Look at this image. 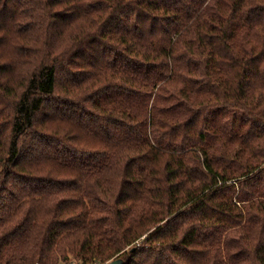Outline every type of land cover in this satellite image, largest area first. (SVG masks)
<instances>
[{
	"label": "trees",
	"instance_id": "trees-1",
	"mask_svg": "<svg viewBox=\"0 0 264 264\" xmlns=\"http://www.w3.org/2000/svg\"><path fill=\"white\" fill-rule=\"evenodd\" d=\"M264 264V0H0V264Z\"/></svg>",
	"mask_w": 264,
	"mask_h": 264
},
{
	"label": "water",
	"instance_id": "water-1",
	"mask_svg": "<svg viewBox=\"0 0 264 264\" xmlns=\"http://www.w3.org/2000/svg\"><path fill=\"white\" fill-rule=\"evenodd\" d=\"M106 264H125L124 259L122 257L114 258L108 261Z\"/></svg>",
	"mask_w": 264,
	"mask_h": 264
},
{
	"label": "rangeland",
	"instance_id": "rangeland-1",
	"mask_svg": "<svg viewBox=\"0 0 264 264\" xmlns=\"http://www.w3.org/2000/svg\"><path fill=\"white\" fill-rule=\"evenodd\" d=\"M76 261H77L76 259H73V260H71V263L66 262V264H78V263H76Z\"/></svg>",
	"mask_w": 264,
	"mask_h": 264
},
{
	"label": "built area",
	"instance_id": "built-area-1",
	"mask_svg": "<svg viewBox=\"0 0 264 264\" xmlns=\"http://www.w3.org/2000/svg\"><path fill=\"white\" fill-rule=\"evenodd\" d=\"M76 263H78V264H83L82 262H80V261H76ZM91 264H98L97 262H93V263H91Z\"/></svg>",
	"mask_w": 264,
	"mask_h": 264
}]
</instances>
